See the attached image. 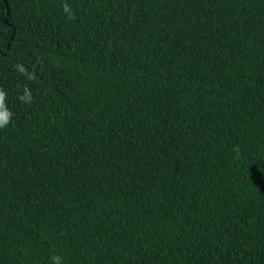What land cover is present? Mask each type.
<instances>
[{
    "label": "trees",
    "instance_id": "16d2710c",
    "mask_svg": "<svg viewBox=\"0 0 264 264\" xmlns=\"http://www.w3.org/2000/svg\"><path fill=\"white\" fill-rule=\"evenodd\" d=\"M0 88V264H264V0H0Z\"/></svg>",
    "mask_w": 264,
    "mask_h": 264
},
{
    "label": "clouds",
    "instance_id": "9594fccd",
    "mask_svg": "<svg viewBox=\"0 0 264 264\" xmlns=\"http://www.w3.org/2000/svg\"><path fill=\"white\" fill-rule=\"evenodd\" d=\"M63 9L66 14H69V17L71 19L76 18L75 14L72 13L67 3L63 5ZM15 68L28 80L35 79V73L28 72V70L22 64L15 65ZM6 99L7 93L3 88H0V129L6 128L10 124L13 115L11 110L6 105ZM19 100L28 104H31L33 102L31 90L27 86H24V94L19 96ZM235 150L237 152V155H239V148ZM49 264H63V258L59 254H52L49 256Z\"/></svg>",
    "mask_w": 264,
    "mask_h": 264
},
{
    "label": "water",
    "instance_id": "95a60500",
    "mask_svg": "<svg viewBox=\"0 0 264 264\" xmlns=\"http://www.w3.org/2000/svg\"><path fill=\"white\" fill-rule=\"evenodd\" d=\"M8 49H9V46H7L6 51L4 52L3 56L7 55Z\"/></svg>",
    "mask_w": 264,
    "mask_h": 264
}]
</instances>
